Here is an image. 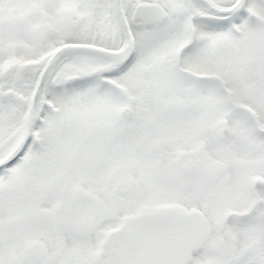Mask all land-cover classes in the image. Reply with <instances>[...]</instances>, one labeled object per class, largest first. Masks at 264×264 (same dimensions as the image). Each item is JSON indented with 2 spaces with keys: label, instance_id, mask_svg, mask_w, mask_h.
Here are the masks:
<instances>
[{
  "label": "snow or ice",
  "instance_id": "obj_1",
  "mask_svg": "<svg viewBox=\"0 0 264 264\" xmlns=\"http://www.w3.org/2000/svg\"><path fill=\"white\" fill-rule=\"evenodd\" d=\"M0 264H264V0H0Z\"/></svg>",
  "mask_w": 264,
  "mask_h": 264
}]
</instances>
